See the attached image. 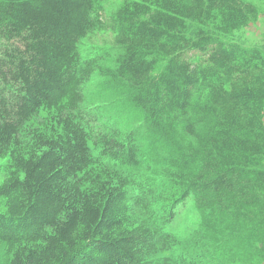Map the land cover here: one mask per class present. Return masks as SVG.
<instances>
[{"label":"trees","instance_id":"trees-1","mask_svg":"<svg viewBox=\"0 0 264 264\" xmlns=\"http://www.w3.org/2000/svg\"><path fill=\"white\" fill-rule=\"evenodd\" d=\"M103 1L0 0L3 264H146L129 211L152 200L134 201L131 184L171 193L173 209L191 198L204 264H261L264 54L223 39L257 7L123 0L105 21ZM189 23L201 27L187 35ZM99 29L113 63L80 61L79 41ZM96 71L119 93L111 105L128 106L114 127L81 111ZM128 116L141 128L125 129Z\"/></svg>","mask_w":264,"mask_h":264},{"label":"rangeland","instance_id":"rangeland-1","mask_svg":"<svg viewBox=\"0 0 264 264\" xmlns=\"http://www.w3.org/2000/svg\"><path fill=\"white\" fill-rule=\"evenodd\" d=\"M122 1L123 0H104L101 3V14L99 15V19L105 21L109 19ZM245 1L257 7L259 11L258 20L223 39L232 40L243 48L257 47L264 54V2L262 0ZM200 27V25H196L195 23H189L187 26V35H191L195 29ZM112 39V33L109 30L103 31L99 29L95 30V33L87 35L80 40L78 44L80 61H87L92 57L99 58L108 53H113L109 46V44L112 43ZM114 58L115 53L110 56L108 63H110V61L113 63ZM83 91L85 93L83 103L85 104H81V111L89 112L90 107L94 108V110L90 109V118L94 122L96 120V124L106 122L114 127L112 120L115 121L117 119V114L121 112L122 115L126 117L123 109L128 106L123 100L116 101L113 103L114 105H111L114 96L119 95L118 92H115L117 91L115 85L111 86L108 79L101 76L97 71L94 72L85 83ZM81 111V114L87 116L86 113ZM127 114L132 115V113ZM128 118L129 122L123 121L125 129L141 128L139 122L131 119L129 116ZM6 162V158L0 159V185L7 178L8 168L6 167ZM130 190L134 192V201L142 199V196L145 200H152V203L147 207L134 204L129 211V219L132 226L135 228L136 233H139V247L141 248L143 261L146 264L149 262H151V264H179L180 257L184 255L186 258L191 259L194 262L193 264H204L202 258L207 246L196 240L200 217L193 207L191 198L173 209L171 205L168 206V204H170L169 200L167 203L164 201V199L171 196V193H166L160 196V198L157 194L155 197L149 199V196H146V194L151 190L145 189L143 186L141 189L138 184L135 186L131 184ZM158 193H161V191ZM156 197L159 199H155L157 200L155 202L153 199ZM157 203L162 204L156 205ZM3 204V198L0 197V208ZM3 249L4 246L0 244V264H3V252L1 251ZM261 264H264V261Z\"/></svg>","mask_w":264,"mask_h":264}]
</instances>
